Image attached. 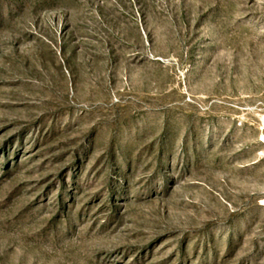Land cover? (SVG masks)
I'll return each instance as SVG.
<instances>
[{"label": "rangeland", "instance_id": "rangeland-1", "mask_svg": "<svg viewBox=\"0 0 264 264\" xmlns=\"http://www.w3.org/2000/svg\"><path fill=\"white\" fill-rule=\"evenodd\" d=\"M0 264H264V0H0Z\"/></svg>", "mask_w": 264, "mask_h": 264}]
</instances>
